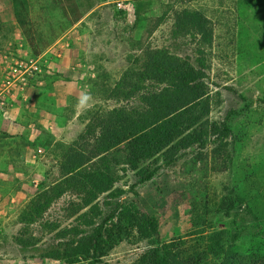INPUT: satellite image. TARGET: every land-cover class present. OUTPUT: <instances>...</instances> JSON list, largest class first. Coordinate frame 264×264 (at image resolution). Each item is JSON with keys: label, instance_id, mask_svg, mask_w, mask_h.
<instances>
[{"label": "rangeland", "instance_id": "rangeland-1", "mask_svg": "<svg viewBox=\"0 0 264 264\" xmlns=\"http://www.w3.org/2000/svg\"><path fill=\"white\" fill-rule=\"evenodd\" d=\"M29 1L30 17L46 35L47 23L56 30L63 24L49 0ZM137 1L102 0L100 6H110L109 15L84 17L34 58L15 21L12 0H0V115L14 108L18 111L10 119L19 117L18 106L26 105L18 101L24 88H45L55 78L61 81L62 75L51 70L61 55L66 57L65 66L76 71L83 97L91 96L83 111L76 109L77 102L59 109L53 100H46L38 107L46 111L38 114L46 122H38V127L33 122L39 137L25 140L34 163L33 158L21 160L15 137L0 131V146L11 151L7 159L12 161L10 168L0 169V244L35 196L46 171L63 159L72 138L93 113L110 105L107 91L120 78L133 42L145 45L150 41L149 26L156 19L172 9L190 7L207 15L214 26L209 116L200 125L174 133L160 152L136 170L126 149L102 161V174L97 166L88 167L72 190L83 196L98 183L101 192L95 190L98 199L91 205L103 207L110 198L121 205L112 224L122 226L128 238L100 264H133L148 249L196 240L207 225L204 206L211 199L220 202L231 192L240 193L245 204L216 216L208 231L220 233L222 244L238 234L240 253L264 261V0H147L143 8L149 20L146 27L136 23ZM224 125L231 129L228 138L223 135ZM220 143H227V163L214 157ZM1 246L0 264H63L14 257L2 252Z\"/></svg>", "mask_w": 264, "mask_h": 264}, {"label": "trees", "instance_id": "trees-1", "mask_svg": "<svg viewBox=\"0 0 264 264\" xmlns=\"http://www.w3.org/2000/svg\"><path fill=\"white\" fill-rule=\"evenodd\" d=\"M49 1L63 24L56 30L47 23L46 35L30 17L31 1L12 0L15 21L34 58L84 17L110 14L109 5L100 6L102 0ZM146 2L137 1L135 8L140 27L149 26L143 16ZM149 33V42L144 45L134 41V49L132 45V51H128L120 78L107 91L110 105L91 115L87 125L72 138L63 159L46 171L12 232L4 235L2 252L21 255L25 260L100 264L126 241L127 231L112 224L119 214V201L109 197L103 207L91 205L98 199L95 190L101 192L98 183H94L95 190L89 185L91 189L83 196L72 190L75 184L88 167L97 166L99 171L103 160L126 149L136 170L138 164L160 152L174 133L200 125L211 112L212 21L197 9H172L149 26ZM216 131L220 132L219 127ZM230 132V126L224 125L225 138ZM228 156L227 143L218 144L214 157L227 163ZM209 201L204 206L207 225L197 233L196 240L171 241L148 249L133 264H264L240 253L238 234L222 244L220 233L208 231L213 229L216 216L228 215L244 205V197L231 192L220 202ZM150 228L157 233L153 221Z\"/></svg>", "mask_w": 264, "mask_h": 264}, {"label": "crops", "instance_id": "crops-1", "mask_svg": "<svg viewBox=\"0 0 264 264\" xmlns=\"http://www.w3.org/2000/svg\"><path fill=\"white\" fill-rule=\"evenodd\" d=\"M61 59L53 64V71L57 74L62 75L61 81H57L56 78L49 82L47 87H31L29 89L24 88L22 95H20L19 103L23 102L26 105L24 108L21 106L19 111V117L17 119H10L12 116L10 114H15L18 110L14 111V108L7 111L6 115H0V131L12 134L15 137V141L19 146L18 153L21 156V160H26L29 162L33 158L31 148L26 144L25 140L28 138L29 141L33 142L35 138L39 137L35 130L32 129L33 122L34 125H38V122L45 123L44 116H39V113L46 112L45 110L39 111L38 107H42V104L46 100H53L55 107L62 109L69 102H78V99H82L83 91L81 87L76 83L75 78L77 73L73 69H69L65 66V55H61ZM14 107V106H13ZM48 113V112H47ZM52 114L53 112H49ZM15 120V121H13ZM30 122V124H28ZM40 124V123H39ZM29 127L28 129L25 127ZM31 128V130H30ZM11 155V151H5L0 146V169L10 168L12 161L7 159ZM20 193L17 197H21Z\"/></svg>", "mask_w": 264, "mask_h": 264}, {"label": "clouds", "instance_id": "clouds-1", "mask_svg": "<svg viewBox=\"0 0 264 264\" xmlns=\"http://www.w3.org/2000/svg\"><path fill=\"white\" fill-rule=\"evenodd\" d=\"M88 99H91V96L90 94H85L84 97L82 99H78V102L76 104V109L77 110H80V111H83L84 108H85V102L88 100Z\"/></svg>", "mask_w": 264, "mask_h": 264}, {"label": "built area", "instance_id": "built-area-1", "mask_svg": "<svg viewBox=\"0 0 264 264\" xmlns=\"http://www.w3.org/2000/svg\"><path fill=\"white\" fill-rule=\"evenodd\" d=\"M23 86H26V85L23 84Z\"/></svg>", "mask_w": 264, "mask_h": 264}]
</instances>
